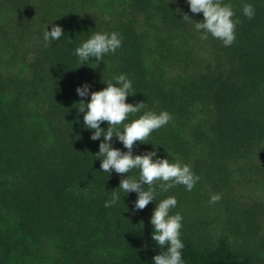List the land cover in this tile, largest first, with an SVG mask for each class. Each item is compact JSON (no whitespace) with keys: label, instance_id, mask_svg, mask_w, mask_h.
I'll return each instance as SVG.
<instances>
[{"label":"trees","instance_id":"1","mask_svg":"<svg viewBox=\"0 0 264 264\" xmlns=\"http://www.w3.org/2000/svg\"><path fill=\"white\" fill-rule=\"evenodd\" d=\"M222 2L241 21L231 46L200 39L203 13L187 0H0V264H154L164 249L151 216L169 196L184 264H264V0ZM53 25L64 35L45 47ZM95 32L122 44L81 65L75 49ZM120 74L132 81L126 102L146 103L125 123L146 110L173 117L133 154L155 150L200 177L191 191L157 186L143 210L117 189L126 175L100 169L103 136L93 141L79 112L77 87L99 91ZM114 190L120 200L105 207Z\"/></svg>","mask_w":264,"mask_h":264},{"label":"clouds","instance_id":"2","mask_svg":"<svg viewBox=\"0 0 264 264\" xmlns=\"http://www.w3.org/2000/svg\"><path fill=\"white\" fill-rule=\"evenodd\" d=\"M190 11L193 14L203 13V21H195L194 27L202 32L200 39L207 40L210 33L219 39L225 46H231L236 39V26L241 23L235 18V12L231 4H225L222 0H187ZM254 8L251 4L243 6V14L251 20L254 16ZM185 20H192L187 14H183ZM64 35L61 26L53 25L51 31H44V45L50 46L54 40H59ZM122 37L118 32H95L79 47L75 49V55L81 65L95 58L96 66L103 61L108 53H115L121 46ZM114 81V82H113ZM105 88L89 93L90 85L77 87L76 92L82 98L79 102V112L84 113L83 123L87 129L94 130L91 135L93 141L103 136L99 144L98 158H102L100 169L110 174L114 171L122 177L117 189L125 194L137 193L135 210L145 209L153 202L157 195V186L161 192H167L176 185H184L191 191L200 177L195 175L191 166L180 160L159 158L155 150L143 154L134 155L133 149L137 142L145 143L151 134L165 126L173 117L167 111L157 114L146 110L139 118L125 123L130 114H136L146 109V103H127L126 100L132 93V81L126 74L114 76ZM90 101L84 102L89 96ZM86 110V111H85ZM107 122V130L101 128V124ZM123 125V131L119 126ZM116 137L127 151H121L112 146V139ZM155 148V146L153 145ZM155 157V159H154ZM139 170V176L130 177L127 174L133 170ZM159 182V183H158ZM145 185L147 186L145 188ZM221 199V194H212L209 203H216ZM120 200L117 191H113L111 198L105 202V207H110ZM178 201L175 196H169L160 200L152 213L151 224L154 226L152 239L164 249L153 257L154 264H184L182 249L184 244L180 239L183 227V216L180 213L171 214Z\"/></svg>","mask_w":264,"mask_h":264},{"label":"rangeland","instance_id":"3","mask_svg":"<svg viewBox=\"0 0 264 264\" xmlns=\"http://www.w3.org/2000/svg\"><path fill=\"white\" fill-rule=\"evenodd\" d=\"M31 4H33L35 6H39L38 0H31ZM27 16H28V19H27V21H28L30 15H27Z\"/></svg>","mask_w":264,"mask_h":264}]
</instances>
